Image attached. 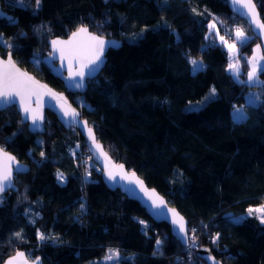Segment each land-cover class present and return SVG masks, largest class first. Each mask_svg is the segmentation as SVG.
Returning <instances> with one entry per match:
<instances>
[{
    "label": "trees",
    "instance_id": "trees-1",
    "mask_svg": "<svg viewBox=\"0 0 264 264\" xmlns=\"http://www.w3.org/2000/svg\"><path fill=\"white\" fill-rule=\"evenodd\" d=\"M254 1L264 22V0ZM0 6L15 20L0 18L8 45L0 44V55L10 52L60 91L62 82L42 61L49 39L85 25L121 40L85 91L66 95L105 150L187 219L188 241L194 236L197 245H182L166 223L107 188L76 128L65 129L46 111L44 132L31 133L9 106L0 111V146L29 168L16 173L17 190L0 198V263L21 249L44 264H206L196 251L207 246L222 264H264V223L255 213L234 220L264 204V71L258 85L244 81L259 40L226 0H42L39 8L35 0L24 7L0 0ZM212 19L220 30L224 24L247 34L237 43L238 79L228 71L226 49L206 36ZM191 58L203 68L194 72ZM250 87L261 97L254 105L245 103ZM213 88L199 108H186ZM238 106L244 120L232 116ZM76 143L83 154L72 156L68 146ZM111 249L120 257L102 261Z\"/></svg>",
    "mask_w": 264,
    "mask_h": 264
},
{
    "label": "snow or ice",
    "instance_id": "snow-or-ice-1",
    "mask_svg": "<svg viewBox=\"0 0 264 264\" xmlns=\"http://www.w3.org/2000/svg\"><path fill=\"white\" fill-rule=\"evenodd\" d=\"M235 4L242 5L247 9L248 15L252 18L253 23L256 24L257 28H259L262 32H264V22H261L259 14L256 12L255 4L252 0H233ZM19 6H25V0H18ZM42 0H35V5L37 8L40 7ZM8 20L12 23H15L14 18L8 17ZM2 35V34H0ZM236 39L241 43L247 40L244 32L237 28ZM221 40L224 41V37H221ZM110 43L101 38L100 36L93 35L88 32L86 27L79 28L76 32L72 33V37L67 41L61 40H53L52 45L54 50L59 51L60 59L68 61V72L69 78L75 80L77 77L80 78L79 82L76 83V87H82V81L86 75L90 72H93L98 68L99 64L102 62V57L104 54V50ZM229 49L230 54H234L237 51L235 43H228L224 41ZM0 44H5L8 46L6 41L0 38ZM259 45H257V50H259ZM259 60H264V56L257 57L255 54L248 60V63L251 65V70L247 72V78L249 82L255 81L257 78V74L259 71H264V68L258 64ZM74 63H78L79 67L74 68ZM190 63L194 66L193 71H198L203 68V64L193 59ZM228 70L232 71L234 75L238 77L239 75V64L238 63H229ZM39 88L46 89V92L38 91ZM51 95L57 99L60 103V110L63 113L64 117H71L73 120L79 115L75 109L71 108L70 105H67V102L64 101L62 96H59L56 93H53L50 89H47L46 86L38 85V82L35 81L31 76H28L26 73L21 72L16 68L15 63L11 59V55H9L7 60L0 59V106L7 107L10 104H14L18 98L19 106L22 111L25 113V119H31L33 126H38V122L43 121L42 115V104L41 97L43 95ZM212 95L215 94V89H212ZM37 97L35 103L36 107L32 106L33 97ZM260 99L259 96H250L248 98L249 104H256V102ZM234 119L237 121L244 120L246 118V113L242 110V108H234L233 109ZM88 132L95 142V136L92 132V129L89 128ZM44 153L41 152V156ZM16 160L14 156L6 152L2 147H0V193L4 192L6 188H10L12 186L13 179V167L12 163ZM119 168L122 170L123 165H120ZM117 173L108 171L109 179L115 180ZM57 177L59 180H63V175L57 173ZM131 177H135V173L124 174L122 178L128 179V182L131 184H135L138 186L139 191L147 197V200L150 201L149 207L153 209H162L165 206V201L162 197H160L155 190H149L144 186L143 181L139 179H132ZM83 207V206H81ZM174 214L173 223L179 226V231L184 232L185 226L183 222V218H176L178 214L175 213V210L170 209ZM249 213L251 214L253 211L264 213V205L255 210L249 208ZM235 219V218H234ZM236 222H239L236 219ZM264 223V219L261 220ZM141 224H144V221H140ZM18 238H22L20 233H16ZM39 238L41 240L46 239L43 234H40ZM218 238V237H217ZM160 241H157L159 244ZM109 255L106 259H113L115 256H118V253L112 252L109 250ZM24 257V253L17 252L16 256L9 259L7 264H17V261L20 260L21 264H28L26 259H22ZM39 258H37L38 261ZM35 264V262H34Z\"/></svg>",
    "mask_w": 264,
    "mask_h": 264
},
{
    "label": "water",
    "instance_id": "water-1",
    "mask_svg": "<svg viewBox=\"0 0 264 264\" xmlns=\"http://www.w3.org/2000/svg\"><path fill=\"white\" fill-rule=\"evenodd\" d=\"M252 2L255 4V9L256 12L259 14L257 5L254 0ZM227 6L229 10L234 14L243 19L250 27L251 33L256 36L259 40V44L264 56V32H262L259 28H257L256 24L253 23L252 18L248 15L247 9L244 8L242 5L235 4L233 0H226ZM8 17H12V15L7 14L0 6V18H5L8 19ZM261 22L263 20L260 17ZM81 27H86L88 29V32L100 36L106 41L113 42L110 43L109 46H107L104 50V54L102 57V62L99 64L98 68H96L95 71L90 72L88 75H86L82 81V87H76V83L79 82L80 78L77 77L75 80H72L69 78V72H68V61L67 60H61L60 59V53L59 51L54 50L52 41L53 40H61V41H67L72 37V33L76 32L79 28ZM47 50L48 53L44 55L42 58L43 63L49 68L50 73L54 76L57 77L63 84L64 86V91H60L49 85L47 82L44 80L38 78L36 75H34L32 72L28 71L27 69L21 67L20 65L17 64V62L12 58V61L15 63V66L17 69H19L21 72L26 73L28 76H31L35 81L38 82V85H43L46 86L47 89H50L53 93L58 94L59 96H62L64 101L67 102V105H70L71 108L75 109L76 112L79 114L75 120H73L71 117H64L62 111L60 110V103L58 102L56 98H54L51 95H43L41 97V104H42V115H43V121L38 122V126H33L31 119H25V113L22 111V109L19 106V101L18 98L14 104H10L9 106H14L17 112L20 115L21 121L26 124V127L29 132L31 133H43L45 130V112L49 111L51 112L55 117L56 120L65 128L68 129L69 127H74L78 130V133L83 139V143L86 147V150L88 151V154L91 158V160L98 166L100 170V176L103 181V183L106 185L107 188L110 190H115L118 189L123 195H125L128 199H132L136 201L146 212V214L150 217L155 222H164L168 225L170 233L179 240V242L182 245H187L188 240H187V219L176 209V207L170 205L165 197L159 193L154 187L148 186L144 179L140 177L135 170H130L127 169L126 166L124 165L123 162L118 161L114 159L103 147V144L101 141H99L96 137L94 128L92 125L84 118L81 117V112L80 110L69 100L68 96L66 95V92L69 93H78L82 94L86 87L89 79L96 77L101 69L103 68L107 57H106V52L109 48L116 49L121 45V40L116 39L113 37H105L100 34L92 32L87 26L85 25H80L77 28L73 29L69 34L65 37H54L48 40L47 42ZM10 52H7L4 56L0 55V59L7 60L9 57ZM79 65L78 63H74V68L78 69ZM38 91L40 92H46V89L44 88H39ZM33 104L32 106L35 108L37 105L35 103L37 97H33ZM6 107L0 106V111L3 110ZM91 128L92 132L94 133L95 136V142L91 138L88 129ZM1 147V146H0ZM5 150V149H4ZM12 156L16 158V156L11 153L10 151L5 150ZM120 165H123V169L121 170L119 168ZM13 167V179H12V186L10 188H6L4 192L0 193V195L12 190L15 191L17 190V186L15 183V176L16 173H24L28 170L29 166L27 163L19 161L17 158L16 160L12 163ZM111 170L114 173H117L115 180L109 179L108 177V171ZM135 173V177H131L132 179H139L143 181L144 186L149 189V190H155V192L163 198L165 201V206L162 209H153L149 207L150 201L147 200V197L144 196L142 192L139 191V188L135 184H131L128 182V179L122 178L124 174H130ZM170 209L175 210V213L178 214L176 218H183L184 226H185V231L180 232L179 231V226L177 224L173 223V218L174 214L172 211H169ZM17 252L24 253V257L22 259H26L28 261V264H44V262L41 260L39 256H36L34 258L28 257L25 252L21 249L16 250L14 253L11 255L7 256L0 264H7V261L13 257L16 256ZM196 254L198 257H200L206 264H222L219 260H217L210 252L209 248L207 246H201L197 251ZM37 258L38 261H37ZM17 264H21V261L18 260Z\"/></svg>",
    "mask_w": 264,
    "mask_h": 264
},
{
    "label": "rangeland",
    "instance_id": "rangeland-1",
    "mask_svg": "<svg viewBox=\"0 0 264 264\" xmlns=\"http://www.w3.org/2000/svg\"><path fill=\"white\" fill-rule=\"evenodd\" d=\"M236 29L237 28H234V29H228V26L227 25H224L223 24V30L219 28L218 26V20L217 19H212L210 20L208 23H207V33H206V36H209L211 35V37L213 38V40H215L216 42H219L221 45H223V47L226 49L227 51V56L229 58V62H228V65L229 63H238L239 64V73L242 71V66H241V59H240V55L238 54V47H237V43L240 42L236 39V35H235V32H236ZM227 33V34H226ZM245 36L247 37V34L244 32ZM221 37H224V41H227L228 43H235L236 44V48H237V51L236 53L234 54H230L229 53V49L227 47V45L224 43V41L221 40ZM257 45L260 46V44H256L253 48V51L252 53L249 55V57L247 58V61L249 59H251V57L255 54L257 57H260V56H263V53H262V50H261V47H259V50H257ZM197 60L198 62H201L203 64V62L198 59V58H191V60ZM258 64L263 67L264 66V60H259L258 61ZM204 65V64H203ZM228 65H227V68H228ZM193 66V65H192ZM194 67V66H193ZM251 70V65L247 62V69L244 70V73H245V76H244V81H248V78H247V72ZM229 71V70H228ZM231 72V74L238 79V77L236 75H234V73L232 71H229ZM256 82V79L255 81L253 82H250V83H255ZM251 86V85H249ZM212 89H210L207 94H205L200 100H197V101H192V102H189L187 103L186 105V108L187 109H197L199 108L210 96H212ZM250 96H259V93L258 91L254 88V87H250L247 92L245 93V103L246 104H249L248 103V98ZM261 99V97H260ZM234 108H242V110L244 111V108L243 106H238V107H234ZM233 108V109H234ZM232 116H233V110H232ZM234 118V116H233ZM68 152L72 155V156H75V155H81L83 154L82 150L80 149L79 147V144L76 143L72 146H68ZM57 173H60V172H57ZM61 174V173H60ZM57 180L62 183L64 181V177H63V180H59L58 177H57ZM0 198H1V195H0ZM262 205L264 204H261V205H253V206H249V208L255 210L257 208H260ZM247 209V213H245L244 215H241L239 217H236L234 220L238 219L240 220V218L242 217H245V215L247 214H250L249 211ZM252 213H255L257 214V216L259 217V219H264V213H261V212H256V211H253ZM187 240H188V236H187ZM188 242H191V243H195V237L194 236H190V240ZM188 244V243H187ZM188 246V245H187ZM193 248V247H192ZM112 252H115V253H118V256H115L113 259H106V257L110 254L109 251L101 258L102 261L104 262H115L119 257H120V253L118 252V250L116 249H111Z\"/></svg>",
    "mask_w": 264,
    "mask_h": 264
},
{
    "label": "crops",
    "instance_id": "crops-1",
    "mask_svg": "<svg viewBox=\"0 0 264 264\" xmlns=\"http://www.w3.org/2000/svg\"><path fill=\"white\" fill-rule=\"evenodd\" d=\"M261 68H264V66L263 67H261ZM246 82V84H248V85H258L259 83H260V79L258 78V76H257V78H256V82L255 83H250V82H247V81H245ZM260 100V99H259ZM258 100V101H259ZM257 101V102H258ZM256 102V103H257ZM240 220H241V218H240Z\"/></svg>",
    "mask_w": 264,
    "mask_h": 264
},
{
    "label": "built area",
    "instance_id": "built-area-1",
    "mask_svg": "<svg viewBox=\"0 0 264 264\" xmlns=\"http://www.w3.org/2000/svg\"><path fill=\"white\" fill-rule=\"evenodd\" d=\"M187 245L190 246V247H193V248H195V249L197 248L196 243H191V242H189Z\"/></svg>",
    "mask_w": 264,
    "mask_h": 264
}]
</instances>
